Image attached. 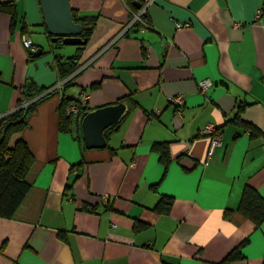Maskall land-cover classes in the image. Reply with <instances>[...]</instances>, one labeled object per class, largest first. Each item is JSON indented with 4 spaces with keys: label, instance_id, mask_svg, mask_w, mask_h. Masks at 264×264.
Here are the masks:
<instances>
[{
    "label": "crops",
    "instance_id": "obj_1",
    "mask_svg": "<svg viewBox=\"0 0 264 264\" xmlns=\"http://www.w3.org/2000/svg\"><path fill=\"white\" fill-rule=\"evenodd\" d=\"M12 1L13 26L0 11V116L28 79L52 89L55 60L81 52L11 138L23 137L34 161L22 202L0 217V264H264V221L237 209L245 185L264 196V0H137L145 26L124 0H69L73 15L94 22L72 50L47 36L39 0ZM23 36L40 55L29 57ZM202 78L211 80L203 94ZM65 81L73 101L86 95L83 115L133 99L104 147H86L73 117L81 145L59 130ZM177 94L180 106L169 101ZM237 111L258 135L231 122ZM207 123L220 135L210 156ZM155 142L168 145L166 166Z\"/></svg>",
    "mask_w": 264,
    "mask_h": 264
},
{
    "label": "trees",
    "instance_id": "obj_2",
    "mask_svg": "<svg viewBox=\"0 0 264 264\" xmlns=\"http://www.w3.org/2000/svg\"><path fill=\"white\" fill-rule=\"evenodd\" d=\"M124 2L131 12L138 10L134 5V2H137V0H124ZM0 11L9 14L12 21L11 25L13 26L16 14L14 2L12 0H0ZM72 16L74 21L81 22L82 24L80 36L82 38H88L93 29L94 22L78 18L75 14H72ZM145 17L146 16L143 13L142 18ZM135 25L139 26L140 22H136ZM20 28H25L24 23ZM47 36L50 38L52 35L47 33ZM53 44H63L62 36H58ZM75 47L79 51L78 53L55 60V67L60 77L59 79H63L76 68L74 61H76L80 55L81 46ZM33 53L34 51L29 52L30 58ZM67 82L68 81H65L63 84V89L60 93V102L57 107L58 128L61 131L71 132L81 145L83 142L81 139L80 125H77V120L73 123L71 117L65 114L67 105L75 99V97H69L64 93V88L66 87ZM45 88L46 87L38 86L34 81L28 79L24 85L20 87V96L17 99L16 107L12 111L0 116V217H11L15 213L31 185L27 175L34 161V155L23 137L19 136L12 143L11 138L14 134L20 133L26 127L28 116L34 110L37 102L42 98L57 92V90H51L50 92L41 95L47 89ZM121 99L127 103L129 108L133 106V99L130 98L129 94L124 95ZM24 102L27 103L22 105ZM239 111L234 114L231 122L243 127L251 136L258 135V127L241 118ZM118 124L119 122H116L115 124L106 127L103 131L104 137L108 138L109 134L117 128ZM152 149L159 152L160 160L166 166L169 162L167 143L155 142L152 144ZM72 167L73 165L70 168ZM152 187H155V184H153ZM170 201L171 199L167 198L165 204L170 205ZM168 208L169 206H165L166 210H168ZM82 209L90 208L85 205ZM237 209L252 221L255 226H257L264 221V196L253 186L245 185L242 188ZM230 211V209L225 210V215L229 216ZM58 236L63 238V231H59ZM240 248L239 245L234 247L226 255L225 259L230 261L239 257Z\"/></svg>",
    "mask_w": 264,
    "mask_h": 264
},
{
    "label": "water",
    "instance_id": "obj_3",
    "mask_svg": "<svg viewBox=\"0 0 264 264\" xmlns=\"http://www.w3.org/2000/svg\"><path fill=\"white\" fill-rule=\"evenodd\" d=\"M45 28L52 35L51 40L55 41L58 36H62L64 44H84L86 38L79 36L82 25L74 21L69 0H39ZM139 6V3H135ZM41 49H36L33 53L38 56ZM127 110L125 102H118L113 105H106L86 112L81 118L82 138L85 146L104 147L106 140L103 130L114 123Z\"/></svg>",
    "mask_w": 264,
    "mask_h": 264
},
{
    "label": "built area",
    "instance_id": "obj_4",
    "mask_svg": "<svg viewBox=\"0 0 264 264\" xmlns=\"http://www.w3.org/2000/svg\"><path fill=\"white\" fill-rule=\"evenodd\" d=\"M143 10L144 9L141 8L140 10L135 12L133 15V20L139 19V20H141V22L145 26L146 25L145 21L143 19H141V14L143 13ZM262 13H264V4H263V7L258 10L257 16H259ZM173 22H174V25L176 27L181 26V23H179L175 20H173ZM239 25H240V23H236V26H239ZM21 43H22V46L24 48L28 49L31 52L35 51V49H36L35 45L33 44L32 39L30 37L23 36ZM168 43L169 42H167L166 44H168ZM60 84H62V83L59 81L57 83L56 87H53L52 89L46 90L41 95H43L47 92H50L54 88L60 89ZM197 85H198V89H199L200 93L203 94L208 89V87L211 85V80L209 78H202V79L197 81ZM85 98H86V95L82 94L79 99H77L76 101L70 102L65 109V114L67 116L73 117L74 119L81 120V118L83 116V114H82L83 112H81V109H80V102H82ZM169 101L180 106L183 102V98L179 94L172 95L169 97ZM26 103L27 102H24L22 105H25ZM203 131L206 133H209V135H210V143H209V150H208V152H209L208 156H210L212 149L220 143V137H219L220 135H219V132H217L215 130L214 126L211 123L205 124L203 126ZM104 197L106 198L107 196L105 195ZM112 226H114V225H112Z\"/></svg>",
    "mask_w": 264,
    "mask_h": 264
},
{
    "label": "rangeland",
    "instance_id": "obj_5",
    "mask_svg": "<svg viewBox=\"0 0 264 264\" xmlns=\"http://www.w3.org/2000/svg\"><path fill=\"white\" fill-rule=\"evenodd\" d=\"M33 30H37V29H34V28H33ZM63 47H64V48H69L70 50H72V46H70V45L64 44ZM57 49H59V48H57ZM60 50H61V49H60ZM16 102H17V101H16ZM16 105H17V103H16Z\"/></svg>",
    "mask_w": 264,
    "mask_h": 264
},
{
    "label": "bare ground",
    "instance_id": "obj_6",
    "mask_svg": "<svg viewBox=\"0 0 264 264\" xmlns=\"http://www.w3.org/2000/svg\"><path fill=\"white\" fill-rule=\"evenodd\" d=\"M83 38H86V37H83ZM86 40H87V38H86ZM59 80H61V79H59ZM59 80H58V81H59ZM58 81L55 83V86H54V87H56ZM62 81H63V80H62ZM60 87H61V84H60ZM55 89H57V88H54L53 90H55ZM44 92H45V91H44ZM44 92H43V93H44Z\"/></svg>",
    "mask_w": 264,
    "mask_h": 264
},
{
    "label": "flooded vegetation",
    "instance_id": "obj_7",
    "mask_svg": "<svg viewBox=\"0 0 264 264\" xmlns=\"http://www.w3.org/2000/svg\"><path fill=\"white\" fill-rule=\"evenodd\" d=\"M30 52V51H29ZM33 52V51H32Z\"/></svg>",
    "mask_w": 264,
    "mask_h": 264
}]
</instances>
